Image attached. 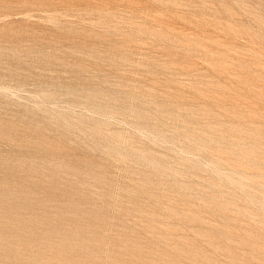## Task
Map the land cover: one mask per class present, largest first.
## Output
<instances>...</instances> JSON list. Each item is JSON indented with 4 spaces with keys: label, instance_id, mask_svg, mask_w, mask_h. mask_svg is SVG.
Instances as JSON below:
<instances>
[{
    "label": "rangeland",
    "instance_id": "rangeland-1",
    "mask_svg": "<svg viewBox=\"0 0 264 264\" xmlns=\"http://www.w3.org/2000/svg\"><path fill=\"white\" fill-rule=\"evenodd\" d=\"M0 264H264V0H0Z\"/></svg>",
    "mask_w": 264,
    "mask_h": 264
}]
</instances>
